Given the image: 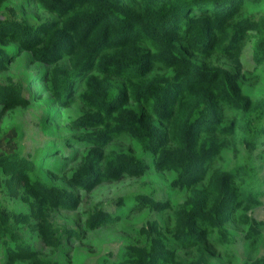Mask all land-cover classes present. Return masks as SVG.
<instances>
[{"label":"trees","instance_id":"16d2710c","mask_svg":"<svg viewBox=\"0 0 264 264\" xmlns=\"http://www.w3.org/2000/svg\"><path fill=\"white\" fill-rule=\"evenodd\" d=\"M259 1L0 0V130L7 112L37 103L48 131L45 121L76 102L80 115L66 122L61 143L84 144L54 166L20 150L0 156V186L22 208L0 203V264H84L93 255L88 236L136 210L155 215L132 226L138 242L96 264H216L231 245L230 224L243 227L254 252L264 250L253 168L213 167L231 142L264 137L239 77L246 47L255 69L264 64ZM16 61L22 77L11 71ZM47 146L52 161L60 145ZM151 170L171 175L184 200L135 194L117 198L113 213L97 203L81 211L84 221L58 219L81 210L85 194ZM245 264H264V251Z\"/></svg>","mask_w":264,"mask_h":264},{"label":"rangeland","instance_id":"374dc122","mask_svg":"<svg viewBox=\"0 0 264 264\" xmlns=\"http://www.w3.org/2000/svg\"><path fill=\"white\" fill-rule=\"evenodd\" d=\"M259 12L264 13V0H260L257 3ZM242 61H244L243 69L239 71L240 81L242 83L243 92L250 96L252 101L257 104V111L261 114V119L264 122V108L261 104L264 103V64L260 65L255 69V62L252 58V47H246L244 49ZM211 63L214 64H224L228 69H232L230 62L224 60L211 59ZM17 61L13 64V69L11 70L13 74L22 77V68L17 67ZM34 65V64H33ZM35 65L31 66L29 70L34 71ZM38 67H43L37 65ZM42 70V68H38ZM36 72V71H35ZM40 72V71H39ZM42 72V71H41ZM33 75V73H32ZM38 77H36L37 79ZM34 80V77L31 81ZM41 83V82H40ZM37 83L36 87L40 86ZM42 114L43 109L37 104H33L28 108H15L13 111L7 112L5 117L1 121L0 130V156L3 153H8L14 150H20L23 156L28 153L34 155L36 159H42L43 163L48 162L49 165H56L57 160H65L70 158L72 153L79 151L84 148V144L77 145L71 141L61 143V140L66 138L67 124L70 121V117L75 119L80 115V110L76 102L69 105L68 109L59 108L57 109L56 119H51L45 124H49L47 127L48 131L42 128ZM45 114V113H44ZM61 114V115H60ZM46 115V114H45ZM47 118V116H46ZM49 118V117H48ZM227 118L231 120L234 118L230 114ZM69 120V121H68ZM66 122H68L66 124ZM55 128L57 135H51L52 129ZM264 128V123L259 128L262 130ZM70 131H73L70 130ZM253 131L256 129L253 128ZM255 132L253 137H255ZM262 135L261 131L256 135L257 139L254 140L251 146H245L244 143H238L234 145L232 142L229 144L226 155L218 158L214 163V168H233L234 166H242L249 163V167L253 168L257 176V182L263 191L260 195V203L253 208V216L262 222L263 232H264V137H259ZM259 137V138H258ZM52 139L60 145L57 152L60 155L53 157V160L49 157H44L42 155V150L44 151L47 146L48 140ZM117 143L123 144L124 141L119 140ZM55 148L56 145H51ZM76 164H69L66 167V172L74 168ZM171 175L169 174H159L154 171H149L144 177L140 179H125L120 183L106 184L93 193L85 194L83 200V206L81 210L73 212H62L58 215V219L62 222L65 219L71 220V222H79L85 220L84 214L81 211L91 209V206L99 203L103 207L114 212L115 201L119 197H131L135 194L149 195L154 194L156 199H167L171 200L173 204H178L184 200L186 194L183 191L174 189L170 186ZM7 189L0 186V203L2 205L8 206L13 210H21V205L14 198H11ZM185 195V196H184ZM155 215L147 212L146 210H136L133 214L128 215L122 220V222L114 224L112 226H106L98 231H94L88 236L90 243L87 244V248L91 250L93 255L86 259L84 264H96V258L99 255H108V253L113 254L114 257L117 256L119 250L125 244H134L138 240L132 233V226L139 227L145 221L154 218ZM167 219V215H163V220ZM231 235V245L229 250L220 249L217 253L216 264H245L252 258L257 257L258 253H263L262 248H258L257 252L253 251L254 247H249V241L244 238V229L238 225H228ZM104 240L101 246L98 240ZM78 244L75 242L74 245ZM39 249L44 250L41 244H36ZM184 255V254H182ZM69 258L71 253L68 254ZM1 259V255H0Z\"/></svg>","mask_w":264,"mask_h":264}]
</instances>
